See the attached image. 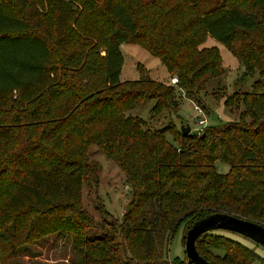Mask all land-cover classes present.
I'll use <instances>...</instances> for the list:
<instances>
[{
  "label": "trees",
  "instance_id": "trees-1",
  "mask_svg": "<svg viewBox=\"0 0 264 264\" xmlns=\"http://www.w3.org/2000/svg\"><path fill=\"white\" fill-rule=\"evenodd\" d=\"M209 34L264 77V0H0V264H21L25 245L51 234L67 237L70 264H183L168 256L180 225L184 244L214 210L264 223V78L226 97L240 100L237 119L198 133L127 112L149 99L151 114L176 112V87L206 109L200 91L223 73L219 47L198 46ZM121 42L158 57L178 83L138 66V78L121 79ZM91 144L126 175L120 216L98 200L108 218L96 220L82 202L83 184L99 181ZM195 246L215 264L260 258L216 230Z\"/></svg>",
  "mask_w": 264,
  "mask_h": 264
},
{
  "label": "rangeland",
  "instance_id": "rangeland-1",
  "mask_svg": "<svg viewBox=\"0 0 264 264\" xmlns=\"http://www.w3.org/2000/svg\"><path fill=\"white\" fill-rule=\"evenodd\" d=\"M179 1L170 0V4H175ZM180 7L187 13L186 6L180 4ZM193 13H195L194 10L191 14ZM212 44L217 45L220 49L223 73L220 76L211 78L206 87L200 91L201 102L206 105V109L202 107L204 114L201 115V117L204 116L206 118L204 124H198L196 121V114L193 108L195 102L184 94L183 89L176 87V85V95H181L176 112L162 110L158 114H151L149 108L154 99L146 100L141 107L128 110L127 112L141 116L145 126L150 128H160L170 123L180 128L181 124L188 123L191 130H195L205 124H217L225 120L237 119L242 109V104L240 100H236L227 105L224 103L226 97L234 91L240 93L249 91L251 83L255 79H263L264 77L257 70L246 72L245 66L230 52L224 43L210 34L198 46L202 47ZM119 48L124 57L120 72V78L123 80L138 78L140 76L138 67H141L143 72H148L151 78L167 83H170V76L176 75L175 71H168L158 57L152 55L137 43L121 42ZM165 135L169 140H172L171 132L167 130L165 131ZM88 158L97 168L99 181L96 185L87 181L83 184L82 202L84 206L96 220L107 217V215L101 214L95 207L98 200L103 203L105 209L111 214L120 216L130 197V188L125 173L95 144L89 146ZM216 162L220 171L228 169L227 164L220 161ZM90 185L92 186L90 187ZM214 230L254 248L260 258L255 259L251 264H264V245L238 232L226 229ZM88 233L95 235L100 232L96 231L93 227H89ZM181 238L182 226L180 225L170 238L168 244L169 257H185L184 244ZM25 246L26 249L20 251L14 257L21 264H70L72 252L70 250V243L65 235L51 234Z\"/></svg>",
  "mask_w": 264,
  "mask_h": 264
},
{
  "label": "water",
  "instance_id": "water-1",
  "mask_svg": "<svg viewBox=\"0 0 264 264\" xmlns=\"http://www.w3.org/2000/svg\"><path fill=\"white\" fill-rule=\"evenodd\" d=\"M182 133H198L188 123L180 125ZM226 229L241 233L264 245V223L225 210H214L196 218L184 234L185 261L183 264H215L203 257L195 246L197 237L208 230Z\"/></svg>",
  "mask_w": 264,
  "mask_h": 264
},
{
  "label": "built area",
  "instance_id": "built-area-1",
  "mask_svg": "<svg viewBox=\"0 0 264 264\" xmlns=\"http://www.w3.org/2000/svg\"><path fill=\"white\" fill-rule=\"evenodd\" d=\"M170 82L173 83V84H177L178 83V76L177 75H172L170 76ZM193 108L195 110V118H196V121L198 124H204L205 121H206V118L204 116L201 117V115H203V108L197 104V103H194L193 105Z\"/></svg>",
  "mask_w": 264,
  "mask_h": 264
},
{
  "label": "crops",
  "instance_id": "crops-1",
  "mask_svg": "<svg viewBox=\"0 0 264 264\" xmlns=\"http://www.w3.org/2000/svg\"><path fill=\"white\" fill-rule=\"evenodd\" d=\"M181 258V257H180Z\"/></svg>",
  "mask_w": 264,
  "mask_h": 264
}]
</instances>
